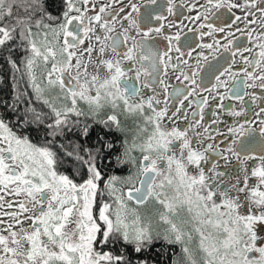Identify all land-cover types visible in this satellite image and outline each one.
<instances>
[{
  "label": "snow or ice",
  "instance_id": "obj_1",
  "mask_svg": "<svg viewBox=\"0 0 264 264\" xmlns=\"http://www.w3.org/2000/svg\"><path fill=\"white\" fill-rule=\"evenodd\" d=\"M144 4L0 0V264H264V0Z\"/></svg>",
  "mask_w": 264,
  "mask_h": 264
},
{
  "label": "flooded vegetation",
  "instance_id": "obj_2",
  "mask_svg": "<svg viewBox=\"0 0 264 264\" xmlns=\"http://www.w3.org/2000/svg\"><path fill=\"white\" fill-rule=\"evenodd\" d=\"M139 3L142 6V10L144 8H151L152 7V5H145L144 0H139ZM156 4L157 5H164L166 8L167 0H156ZM165 8L160 9V11L165 15V25H164L165 31H168L167 22L171 21V20H176L178 23H182L185 26L184 29L182 30L183 35L181 36V39L178 43L182 45L185 36H188L192 40H195V36L192 33H189L187 31L188 27H194V25H190L189 22L187 20H184L179 14H177L175 16L169 15L166 12ZM178 10H179V5H178ZM184 13H185V15L190 14L187 12L186 9L184 10ZM154 24H155V21L153 20L152 24H150L149 26H153ZM175 27H176V25H174V28ZM150 35L152 36L153 41L155 42V44L157 45V47L160 50H164V51L167 50V41L164 39L163 36H160L156 33H152ZM238 39H239V37H238ZM221 42H223V41H221ZM174 43H176V42H174ZM192 47L194 49L192 59H196L195 51H198L199 49L195 48V44H193ZM182 50L185 52L187 51L186 49H182ZM173 54L175 55V53H173ZM217 59L219 60V57H217ZM227 59H228V63H230L231 57L229 56ZM0 61H1L2 66L4 68V69H0V105H3L5 100H8V101L11 100V90H12L11 86H12L13 81L11 79V76H12L11 68L4 63L3 58H1ZM207 63L211 64V63H213V61L211 59H209V61ZM228 63L221 61L220 64L217 65L218 70L224 71L225 69H227ZM233 67H236V65H233ZM168 71H169V73H172V75L170 77L166 78L165 82L166 83L170 82V84L172 86H180V80L176 79V75L174 73V70L169 69ZM203 72H204V69H201V73H203ZM221 79H225V77L222 76ZM198 82L202 85L203 88H205L206 91L201 92L199 89H196L197 95L198 96H204V95L209 96V100L207 101V106L205 108V121H207L208 119H215V117H213L211 115L213 110L220 112L219 109H214L213 98H215L216 103H221L226 108L233 107V106L239 107L240 101L228 99L227 97L224 101H220L219 97L215 96V93L210 90L211 83L215 82V76L214 75L205 76L204 78H202ZM226 82L229 83V85H231V81H226ZM184 84L188 87H191L190 85H187V81H184ZM241 89H243V85H241ZM21 91H23V87H21ZM218 91H225V90L224 89H218ZM249 91H250V89H249ZM256 91L259 95L261 90L257 89ZM244 99H245V105L244 106H245L246 112L248 113V118L249 119H255L254 113L256 111V106L251 103V100L248 97H245ZM194 106L195 105H193V107ZM249 110H251V111L249 112ZM189 111H191V108H189ZM221 116H222L221 132L224 135H227V133L224 129L228 126V124L232 118L227 117L226 113H221ZM127 122H132V120H128ZM210 127H211V125H210ZM230 163H235V162L230 161ZM152 250H155V252H158V253L160 252L159 259L161 260V262L167 261V255L165 254V250L160 247V244Z\"/></svg>",
  "mask_w": 264,
  "mask_h": 264
},
{
  "label": "trees",
  "instance_id": "obj_3",
  "mask_svg": "<svg viewBox=\"0 0 264 264\" xmlns=\"http://www.w3.org/2000/svg\"><path fill=\"white\" fill-rule=\"evenodd\" d=\"M1 59V58H0ZM0 69H4L3 66H2V63L0 61ZM119 174V173H117ZM159 244H156L153 246L152 249H154L156 246H158ZM169 251V255H167V261L166 262H161V260L159 259L160 257V252H155V250H152L151 253L149 254V260H150V264H151V261H156V264H170V249L168 250Z\"/></svg>",
  "mask_w": 264,
  "mask_h": 264
},
{
  "label": "rangeland",
  "instance_id": "obj_4",
  "mask_svg": "<svg viewBox=\"0 0 264 264\" xmlns=\"http://www.w3.org/2000/svg\"><path fill=\"white\" fill-rule=\"evenodd\" d=\"M127 124H128V127H129V128H132V127H134V124H133V122H127Z\"/></svg>",
  "mask_w": 264,
  "mask_h": 264
}]
</instances>
